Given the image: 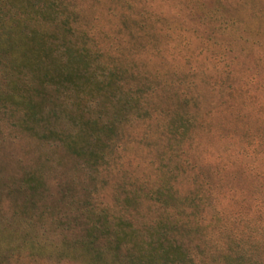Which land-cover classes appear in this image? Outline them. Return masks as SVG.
I'll use <instances>...</instances> for the list:
<instances>
[{"label":"rangeland","instance_id":"374dc122","mask_svg":"<svg viewBox=\"0 0 264 264\" xmlns=\"http://www.w3.org/2000/svg\"><path fill=\"white\" fill-rule=\"evenodd\" d=\"M236 1L218 26L183 0H84L61 59L34 24L44 66L0 64V264H86L87 243L131 264L159 229L198 264H264V0Z\"/></svg>","mask_w":264,"mask_h":264},{"label":"trees","instance_id":"16d2710c","mask_svg":"<svg viewBox=\"0 0 264 264\" xmlns=\"http://www.w3.org/2000/svg\"><path fill=\"white\" fill-rule=\"evenodd\" d=\"M183 1L185 2V8L189 15L196 16V14H198L196 12L201 13V17L197 18L199 24H203L202 20H204V18H206V20L212 18L217 21L218 26L222 24H232L242 20L240 19L241 13L237 15H229V13H227L226 9H224L227 6L224 2L227 0ZM234 4L240 7L243 5L239 0ZM82 11H84V0H80V2L78 0H0V64L4 65L12 62L19 63L18 68L27 69L30 73H33L35 69L40 70L39 67L44 66L45 58L42 57V52L46 55L44 47L47 45L49 46V53L53 52L55 56L57 55V58H60L61 56L59 54L62 53L63 47L71 49V45H69V41L66 39L61 40L62 38L55 34L59 35V33H62L60 35H63V38L68 36L70 31L72 32L74 21L79 18L78 16H80ZM247 11L249 18H255V20L264 19V6L255 5ZM20 14H22V17ZM123 16L124 27L128 32L136 33L140 30V35L147 37L154 36L152 34V27L147 21L140 22V18L136 19V17L130 14H123ZM40 22L46 24V30L49 31L46 32L50 35V42L47 43V45L43 44L42 48L38 51H33L32 43H30L33 39H31L30 36L34 34V36L38 38L41 35L36 25H34L39 23L40 26H43ZM136 25L138 29L134 27ZM193 29L198 31L197 27H193ZM26 32L28 33L26 34ZM23 33L25 36L22 35ZM27 36L29 37L28 40H26ZM73 53H77L76 47ZM80 53L82 55L77 53L81 56L80 62L73 61L74 63L71 69L74 77L76 76L77 78L84 77L88 72L84 51L80 50ZM56 59L55 61L50 60V62H57ZM49 75L51 74L48 72L43 74L40 73L39 77H41L43 85H61L59 81L49 80ZM10 96L24 100L23 94L17 91L10 92ZM30 102L31 99H28L27 104L29 107L31 105ZM29 110L31 112L33 111L32 109ZM155 234L157 236L147 241V243L144 241L147 240L148 236L145 235V239L143 240V234H138V236L142 238H138L134 242L136 248L134 249L135 253L133 255L130 254V257L133 256L130 260L134 259L131 264H198V261L193 258L190 253L192 249L189 248L190 246H181L179 242L174 240L175 237L171 238L167 236L165 238V235L160 229L157 230ZM121 235L122 232L120 231L118 237ZM119 238L114 240L113 244H115ZM89 244L90 243H87V246L84 247V250H87L86 254L89 256L86 264H106L104 262V255L105 252H110V249L103 252L102 249H98ZM112 252L113 250L111 253ZM135 257L137 259H135ZM201 264L205 263L201 262Z\"/></svg>","mask_w":264,"mask_h":264}]
</instances>
